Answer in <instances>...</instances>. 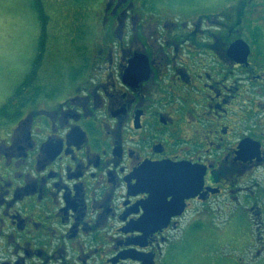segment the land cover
Wrapping results in <instances>:
<instances>
[{
  "label": "flooded vegetation",
  "instance_id": "1",
  "mask_svg": "<svg viewBox=\"0 0 264 264\" xmlns=\"http://www.w3.org/2000/svg\"><path fill=\"white\" fill-rule=\"evenodd\" d=\"M149 1L97 0L85 74L0 115V264H163L211 207L264 254V0ZM162 162L197 189L140 185Z\"/></svg>",
  "mask_w": 264,
  "mask_h": 264
},
{
  "label": "rangeland",
  "instance_id": "2",
  "mask_svg": "<svg viewBox=\"0 0 264 264\" xmlns=\"http://www.w3.org/2000/svg\"><path fill=\"white\" fill-rule=\"evenodd\" d=\"M149 2L161 11L174 8L183 13L191 7L208 10L223 7V0ZM97 3V0H0V108L33 66L42 38L40 12L46 16L47 31L36 84L43 93L64 92L85 74L86 46L94 39L89 19ZM199 214L198 221L183 225L163 264H264V254L255 259L257 255H246L242 250L246 241L257 237L254 221L243 216L229 217L216 207L202 209Z\"/></svg>",
  "mask_w": 264,
  "mask_h": 264
},
{
  "label": "water",
  "instance_id": "3",
  "mask_svg": "<svg viewBox=\"0 0 264 264\" xmlns=\"http://www.w3.org/2000/svg\"><path fill=\"white\" fill-rule=\"evenodd\" d=\"M150 168V169H149ZM156 176L160 180V184H164L165 180L167 177L173 178V181L171 184H175L177 187L182 188L183 191H186L188 187L194 186V188L197 189L196 187V182H189L188 175H190V171H186V169L183 167L181 164H175L172 162H162L159 164L155 165H149L146 164L144 165L141 170H140V178H139V184L140 185H148V176ZM203 178V173H199L198 175V180L201 185V179ZM188 186V187H187ZM175 205V204H171ZM178 206L182 209L183 206L178 204ZM169 219V216H166ZM150 218V215L147 214L145 216V221L148 223ZM160 220H164L165 216L161 215L159 217Z\"/></svg>",
  "mask_w": 264,
  "mask_h": 264
},
{
  "label": "trees",
  "instance_id": "4",
  "mask_svg": "<svg viewBox=\"0 0 264 264\" xmlns=\"http://www.w3.org/2000/svg\"><path fill=\"white\" fill-rule=\"evenodd\" d=\"M42 10V9H41ZM43 11V10H42ZM42 15V33H41V41H40V47L37 52V56L34 60L33 66L30 70V72L26 75L24 80L19 84V86L16 88L14 91V94L11 96L10 100L4 104L0 108V115L9 112V111H14V109H17L16 105L18 104H25L21 100L23 97H36L42 90L37 84H36V79L38 75V71L40 68V64L44 58V53H45V44H46V28L45 26L47 25L46 22V16L43 12H40ZM34 91V95L32 96L30 92ZM28 92V93H27ZM18 99H20L18 101ZM23 102V103H22ZM248 241H246L247 243Z\"/></svg>",
  "mask_w": 264,
  "mask_h": 264
},
{
  "label": "bare ground",
  "instance_id": "5",
  "mask_svg": "<svg viewBox=\"0 0 264 264\" xmlns=\"http://www.w3.org/2000/svg\"><path fill=\"white\" fill-rule=\"evenodd\" d=\"M1 112V111H0Z\"/></svg>",
  "mask_w": 264,
  "mask_h": 264
}]
</instances>
